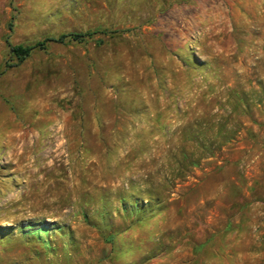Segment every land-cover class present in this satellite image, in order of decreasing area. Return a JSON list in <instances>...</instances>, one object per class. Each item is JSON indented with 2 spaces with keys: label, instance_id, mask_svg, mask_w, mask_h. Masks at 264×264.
Listing matches in <instances>:
<instances>
[{
  "label": "rangeland",
  "instance_id": "374dc122",
  "mask_svg": "<svg viewBox=\"0 0 264 264\" xmlns=\"http://www.w3.org/2000/svg\"><path fill=\"white\" fill-rule=\"evenodd\" d=\"M0 264H264V0H0Z\"/></svg>",
  "mask_w": 264,
  "mask_h": 264
},
{
  "label": "trees",
  "instance_id": "16d2710c",
  "mask_svg": "<svg viewBox=\"0 0 264 264\" xmlns=\"http://www.w3.org/2000/svg\"><path fill=\"white\" fill-rule=\"evenodd\" d=\"M86 35H90V34L75 33V32L63 33V34H60V35L55 36V37L45 38L43 41L37 42L33 45L12 46L10 48V50H11L13 57L16 59V62L18 65V64H21L26 58H28L30 56L31 52L35 48H41L42 49L47 42L64 43L67 40H69V41H83V38Z\"/></svg>",
  "mask_w": 264,
  "mask_h": 264
}]
</instances>
